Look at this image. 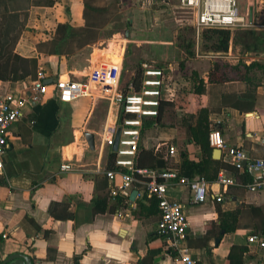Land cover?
I'll list each match as a JSON object with an SVG mask.
<instances>
[{
  "label": "crops",
  "instance_id": "0c3cea01",
  "mask_svg": "<svg viewBox=\"0 0 264 264\" xmlns=\"http://www.w3.org/2000/svg\"><path fill=\"white\" fill-rule=\"evenodd\" d=\"M54 2L31 0L28 9L24 10L28 13L26 21L21 15L15 25L18 31L19 25L23 30L13 53L36 60L37 76L43 71L51 83L84 80L98 59L104 58L103 64L118 62L119 57L114 55L113 48L110 49L112 45L120 49L124 70V50L129 42H133L136 51L156 54L155 59L143 57L144 64L166 68L171 90L161 102L174 101L182 89L187 93L194 89L187 108L167 109L160 122H156L157 118L144 120L136 163L140 151L146 150L157 157V166L150 168L154 162L142 160L143 169H173L188 176L183 170V153L193 164L207 159L200 147L192 142L190 130L198 122L203 107L209 110L211 129L217 127L229 145L244 150L253 161L264 159V146L260 142L264 132V70L255 69L249 74L260 81L252 94H247L248 86L234 75V83L222 86L227 94L245 100L238 108L220 104V85L214 88L209 84V74L215 63L231 67L251 66L254 62L264 65V43L248 51L250 41L236 47L232 41L228 53L215 55L205 54L197 47L195 56L187 58V66L194 72L190 78L180 74L179 65L170 62V54L175 58L180 47L171 43L165 45L162 39L171 18L166 9L179 6V0ZM93 8L110 12L112 8L113 11L107 22L95 29L96 40H89L83 47L70 41L73 52L63 56H49L44 52L46 49L40 50V45L50 44L58 38L60 24L87 29L96 22ZM138 10L142 16L140 32L132 18ZM117 12H127L131 16L125 20L124 31L114 30ZM4 16V12H0V41L2 37L6 40L5 36L10 41L11 35L15 41L18 31L11 27L14 17L9 14V23ZM248 18L252 27L232 32L252 31L264 38V0L253 1ZM4 28L12 33L8 34ZM139 33L151 39L145 37L140 41ZM104 34L114 38L106 40ZM197 41L198 44L202 42L201 39ZM166 46L172 47L168 53ZM100 52L102 58H98ZM15 56H8L0 63V76L9 75ZM140 60L131 64L130 77L122 86L134 83L141 67ZM35 78L6 81L0 78V102L9 94L26 100L22 119L9 130L4 169L0 174V264L18 255L30 257L33 264H182L178 255L170 251L166 240L155 235L160 223L159 214L155 215L149 204L145 209L139 208L146 193L142 184L133 185L128 195L122 196L126 198L125 206L116 212H108L116 204V197L112 196L114 183L106 176L112 171L108 170V157L113 147L107 146L104 139L107 130L120 122L121 109L103 97L64 103L49 94L41 102H33L31 94ZM169 112L173 113L171 119H167ZM87 134L94 136V150L89 147ZM172 147L177 149L175 156L169 154ZM215 152L213 149L212 160L220 162V167L226 165L228 174L237 178L236 186L223 190L215 182L216 178L210 179L216 168L207 162L208 177L197 171L188 176L205 177L210 182L205 202L193 203L186 187L171 186L168 190L169 200L185 207L189 222L187 246L191 256L195 264H264V250L248 244L250 236L264 235V190L250 191L246 185L253 177L247 174L248 182L244 183V176L240 178L244 174L236 173L224 155L216 160ZM160 162L164 166L159 167ZM63 164H72L75 170L63 173ZM187 172L191 171L188 169ZM135 192L138 195L132 200ZM219 195L223 199L221 203L216 201ZM103 201L105 212L96 213L97 203ZM222 223L233 230L226 233L220 228ZM218 232L222 234L221 238L219 234L215 235Z\"/></svg>",
  "mask_w": 264,
  "mask_h": 264
},
{
  "label": "built area",
  "instance_id": "2783aa9c",
  "mask_svg": "<svg viewBox=\"0 0 264 264\" xmlns=\"http://www.w3.org/2000/svg\"><path fill=\"white\" fill-rule=\"evenodd\" d=\"M179 3L182 9L193 14L197 40L201 39L203 31L207 29L232 31L253 26L248 16L243 15L238 0H179ZM120 56L117 58L118 62L96 64L87 80L66 79L51 83L45 72L39 71L32 86L31 100L38 103L49 94L64 103H72L80 98L103 97L111 105L119 107L122 123L118 122L117 127L109 128L104 139L107 146L113 147L117 130L121 128L116 161V166L120 169L106 173L107 178L114 183L112 196H127L133 185L142 184L148 197L155 198L159 203L162 219L158 224L157 233L165 238L182 264H195L187 246L189 222L185 207L169 200L168 190L171 186L186 187L192 202L201 204L208 198L210 182L205 177L185 176L178 170H148L136 166L144 120L159 116L161 101L171 89L166 68L150 64L143 66L139 89L134 83L122 86L124 59ZM25 104L26 100L16 94H9L0 102V174L4 169L3 159L8 147L9 130L22 119ZM260 142L264 146V132ZM209 143L214 150H219L225 156L237 172L253 177V181L246 185L250 191L264 190V159L253 161L244 150L229 145L217 127L211 131ZM176 153V148H170V156H175ZM74 170L72 164L61 166L63 173ZM226 170L227 168L223 167L215 181L223 190L238 184L237 178ZM216 201L221 203L222 196L219 195ZM119 217L122 215L119 214ZM248 244L250 247L258 246L264 250V235L250 236Z\"/></svg>",
  "mask_w": 264,
  "mask_h": 264
},
{
  "label": "trees",
  "instance_id": "16d2710c",
  "mask_svg": "<svg viewBox=\"0 0 264 264\" xmlns=\"http://www.w3.org/2000/svg\"><path fill=\"white\" fill-rule=\"evenodd\" d=\"M15 0H0V12H4V17L5 20L10 23V19L8 20L9 14L12 15L13 21L12 24H14V30L17 32L18 27L15 26L17 25V21L19 20V17L21 15H24V19L26 21L27 19V12H25L23 9H18L12 7V2ZM13 11H12V10ZM93 14L96 16V22H94L92 25H88L87 29H80V28H75L69 23L66 24H60L57 29L58 33V38L54 39L53 42L50 44H42L40 45V50L44 51L43 49H46L44 52L47 55H57V56H63L67 54H71L73 51L71 50L70 41H75L77 42L78 47H83L86 45L89 40L97 39L98 36L95 34V29H99L100 25H104L107 22L108 18V12L109 10L105 9H99V8H93L91 9ZM87 12V9H86ZM7 15V16H6ZM102 23V24H99ZM11 25V24H10ZM90 28V29H88ZM4 30L7 32L8 28H4ZM23 30L22 26L19 25V31L17 32V37L14 38L12 35L10 36V41L6 38V40L2 37V40L0 41V63L8 56H15L13 51L14 48L20 38L21 31ZM12 33L11 31L7 32ZM84 33L87 34L84 36ZM239 31L236 33H233L231 30H224V29H207L203 31L201 40L203 43L204 51L206 54H225L228 53L230 50L231 42L235 40L237 37ZM7 35V34H6ZM244 37L246 39H253V42H248L250 39L247 41L249 45L247 46L248 51L254 49L257 45L260 43H264V38L259 37L256 33L252 31H246L244 33ZM4 39V40H3ZM10 42V43H9ZM264 45V44H263ZM42 46V47H41ZM50 47V48H49ZM48 48V49H47ZM187 52L189 57H194L195 56V49H194V44L191 42L187 46ZM144 64L141 65L140 69L138 70L136 77L134 79V85L136 86L137 89L140 88L141 84V79H142V70H143ZM255 69H261L264 70V65L260 63H252L251 66H247L243 64L242 66H237V67H231L227 64H221V63H215L213 66L212 71L209 74V84L210 86H213L216 88L217 85H220V104L223 106H234L236 108L240 107V105L243 104L245 100H242L241 98L237 96H233L232 94H227L222 86L232 84L236 80L232 77L237 76L238 80L245 83L248 86L247 94H252L254 92V88H257L258 84H260V81L257 78H253L249 74L255 70ZM29 76H34L37 78V61L36 60H29V59H24L18 55L15 56L11 68L9 70V75L7 74L6 76H0V78L4 81L6 80H23ZM35 78V79H36ZM194 92V89H189L188 93L186 92L185 89H182L180 93L178 94L177 98L174 101H163L161 102L160 106V114L156 119V122H160L162 120V117L165 114V111L167 109H174V110H179V109H184L187 108V105L189 104V96L190 93ZM209 110L205 107H203L199 111V116H198V122L195 124L194 127H191V140L194 142L197 146L200 147L202 150L203 156L206 157L204 161L200 164H193L190 161H188V158L186 157L187 155L185 153L182 154V157L184 159L183 163V170L186 172L185 174L190 176L194 171H197L201 176L208 177L207 175V169L206 167H209V165H206L207 162H211L212 165L215 166V174L213 177H210V179L217 178L218 173L220 171V168L222 169L227 168L226 165H221L220 167V162L212 160V153H213V148L210 146L209 143V135L213 129H211V124L209 122ZM117 153L111 152L109 157H108V170L112 171H117L120 168L116 166V161H117ZM151 159V161L154 162L152 166H149L150 168H156L157 164V157L154 156L151 152H148L146 150H141L140 151V156L137 161V167L138 168H145V165H143L142 160L147 161ZM148 167V168H149ZM232 168V167H231ZM188 169L191 171L188 173ZM234 169V168H233ZM235 170V169H234ZM236 173L237 170H235ZM124 172H126L124 170ZM247 174L242 175L240 178L244 179L247 177ZM248 181L245 182L246 183ZM116 204L108 209V212H116L118 209H120L122 206H125L126 198L122 196H117L115 200ZM146 204H149L150 206L149 209L154 210V214H159V221L162 219V213L159 208V203L155 198H149L148 195L145 193V196L143 200L139 202V208L145 209ZM105 203L104 201L101 203H97V208H96V213H104L105 212ZM224 215L222 218L223 221ZM224 223V222H223ZM221 224L220 228L225 230L226 233L231 232L233 230L230 228H227L224 226V224ZM216 233L215 235H218ZM157 238L159 239H165L163 236L159 235L158 233L155 234ZM220 238L222 237V234L220 233ZM170 251H172L171 247L168 246ZM174 253V252H173ZM176 256V254L174 253Z\"/></svg>",
  "mask_w": 264,
  "mask_h": 264
},
{
  "label": "rangeland",
  "instance_id": "374dc122",
  "mask_svg": "<svg viewBox=\"0 0 264 264\" xmlns=\"http://www.w3.org/2000/svg\"><path fill=\"white\" fill-rule=\"evenodd\" d=\"M51 3H55V0H50ZM116 1H121V0H116ZM239 1V7L243 13V15L248 16L249 14V8L252 5L253 1L255 3L256 0H238ZM251 1V2H250ZM117 2V4L119 3ZM176 3V2H174ZM31 4V0H15L13 1L12 7L14 8H18V9H23V10H27L28 7ZM176 5V4H175ZM167 13L171 14V18L169 19V21L166 24L165 27V33L164 36H162V39L165 41L164 44H174L173 46L176 47H180V50H176L177 51V55L174 58L171 54H170V62L173 63L175 62L176 65H179V70H180V74H182L183 76L186 77H190L192 76V74L194 73L192 70H190L187 66V58H190L187 52V46L189 45V43H193L194 44V49H196L197 47H200L202 51H204V47H203V43H199L196 40V34L194 33V27H193V14L190 13L189 11L182 9L180 7V5L176 6V7H172L171 10L166 9ZM113 13L112 8H111V12H108V14ZM117 16L114 19L115 20V32L122 29L123 31L126 30L125 27V20L126 18H130L127 15V12H123L118 14V12L116 13ZM132 18H134L136 20V27L138 28L139 32L141 31L142 27V16H141V12L135 11L134 12V16L132 14ZM244 33L245 32H239L237 37L235 38L233 45L236 47L237 44H241L244 45L245 43H247V41L250 39H246V37H244ZM106 40H112L114 37H111L112 35L110 34H104ZM138 37L142 40L140 41H144V38L146 37L143 34H138ZM147 38V37H146ZM147 39H151V38H147ZM169 40H172V42H169ZM253 39H250V42H253ZM129 44V45H128ZM128 47L125 48L124 50V57H125V67L123 70V75H122V83L125 85L126 81L129 79L130 75H129V71L131 70L130 66L131 64L135 61L137 63V61H139L140 59V64L139 66H141L142 64H144L143 61V57H145L146 59L149 57H152L153 59L156 58V54H154L152 51L150 52H138L135 49V44H130V42L128 43ZM249 44V43H248ZM168 47L166 50V53L169 52V50H171V46H166ZM113 48L114 49V55L116 56H120L121 52L120 49L117 48L115 45H112L110 47V49ZM111 53V54H113ZM186 54V55H185ZM206 54V53H205ZM102 52H100L98 54V58H102ZM169 55V54H168ZM210 55V54H208ZM213 55V54H211ZM113 56V55H112ZM121 58V56H120ZM148 58V59H149ZM103 59H98L97 60V64H101L103 63ZM108 60V58H107ZM106 60V62H107ZM174 60V61H173ZM211 61V60H210ZM213 63V62H210ZM214 64V63H213ZM206 69V68H205ZM198 73V72H197ZM202 75L204 74V71H202L201 73ZM199 75V73H198ZM200 76V75H199ZM84 80H87V76L85 77ZM171 119L173 118V113L169 112L167 115V119Z\"/></svg>",
  "mask_w": 264,
  "mask_h": 264
},
{
  "label": "water",
  "instance_id": "95a60500",
  "mask_svg": "<svg viewBox=\"0 0 264 264\" xmlns=\"http://www.w3.org/2000/svg\"><path fill=\"white\" fill-rule=\"evenodd\" d=\"M253 13L251 14V17H252ZM122 117L120 118V123H122ZM120 136H121V128H118L117 130V133L115 135V143H114V146H113V152L117 153L118 151V147H119V142H120ZM86 139L88 141V144H89V147L91 150H94L95 149V145H94V136L93 135H90V134H87L86 135ZM221 157V152L219 150H216L215 152V155H214V158L216 160H219ZM164 166L163 162H160L159 163V167H162ZM138 195V192H135L134 194H132L131 196V199L133 200L134 198H136V196ZM219 241H217L218 243ZM17 261L19 260V262H14V261ZM33 264L32 262V259L30 257H26V256H23V255H18V256H13L11 257L9 260H7L4 264Z\"/></svg>",
  "mask_w": 264,
  "mask_h": 264
}]
</instances>
